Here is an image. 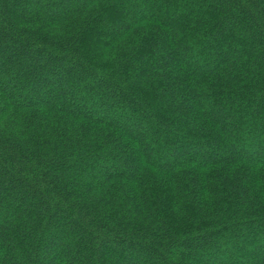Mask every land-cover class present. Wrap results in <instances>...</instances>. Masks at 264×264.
<instances>
[{
    "label": "trees",
    "instance_id": "1",
    "mask_svg": "<svg viewBox=\"0 0 264 264\" xmlns=\"http://www.w3.org/2000/svg\"><path fill=\"white\" fill-rule=\"evenodd\" d=\"M0 264H264V0H0Z\"/></svg>",
    "mask_w": 264,
    "mask_h": 264
}]
</instances>
